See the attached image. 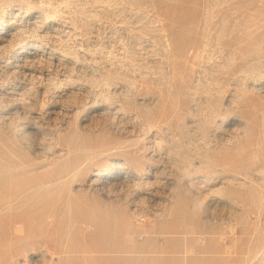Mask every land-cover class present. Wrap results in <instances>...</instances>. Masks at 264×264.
<instances>
[{"label":"rangeland","instance_id":"obj_1","mask_svg":"<svg viewBox=\"0 0 264 264\" xmlns=\"http://www.w3.org/2000/svg\"><path fill=\"white\" fill-rule=\"evenodd\" d=\"M17 11L0 264H264V0H0V28ZM119 163L152 186H109Z\"/></svg>","mask_w":264,"mask_h":264},{"label":"bare ground","instance_id":"obj_2","mask_svg":"<svg viewBox=\"0 0 264 264\" xmlns=\"http://www.w3.org/2000/svg\"><path fill=\"white\" fill-rule=\"evenodd\" d=\"M49 2V1H48ZM42 3V2H41ZM43 5H45L44 3H42ZM50 5L53 4V3H49ZM49 5V7H50ZM48 6V4H47ZM53 6V5H52ZM51 6V7H52ZM39 7V6H37ZM48 7V8H49ZM41 8V6H40ZM15 9V8H14ZM50 10V9H49ZM45 11V10H44ZM55 11V9H54ZM18 12V11H17ZM13 13V12H10V13H7L8 16H11L9 17L10 19L7 21V25H4L3 27L0 28V50H4V48H7V47H12L13 44H15L16 42V39L18 40L19 37L24 33V32H27L26 28L25 29H21L20 27H16V23H17V17L19 16V12L18 13ZM58 12V11H57ZM45 13V12H44ZM55 15V14H54ZM8 16H7V19H8ZM23 16V14H22ZM42 19V18H41ZM44 19V18H43ZM55 19V18H54ZM6 21V20H5ZM19 24V22H18ZM25 25H28V24H25ZM18 26V25H17ZM21 26V24L19 25ZM23 26V25H22ZM39 28V27H38ZM18 30L21 32H18ZM28 33V32H27ZM38 33V32H37ZM30 35V34H29ZM28 35V36H29ZM33 35V33H32ZM27 36V37H28ZM52 36V35H50ZM46 37V36H45ZM23 38V37H21ZM21 40V39H19ZM24 40H26L24 38ZM23 40V41H24ZM15 46V45H14ZM23 46V45H22ZM39 47L36 45V44H33L31 45L30 47H24L21 51H18L19 54H22V55H26L24 56L26 61L28 62H33L34 63V59L33 57H36L35 55L37 54V52H39L40 50L38 49ZM10 50V49H9ZM7 50V51H9ZM14 50V49H13ZM5 51V50H4ZM14 54V53H13ZM40 54V53H39ZM37 54V55H39ZM53 54V53H52ZM5 55V54H4ZM43 55V54H42ZM23 57V59H24ZM38 58V57H37ZM25 61V62H26ZM43 62V61H41ZM28 64V63H27ZM38 64V63H37ZM22 65V64H21ZM20 66V65H18ZM24 66V65H22ZM27 66V65H26ZM32 66V64H31ZM28 67V66H27ZM36 67V65H35ZM29 68V67H28ZM31 68V67H30ZM35 69V68H34ZM33 69V71H34ZM28 70V69H27ZM42 70V69H40ZM18 71V70H17ZM23 71V69H22ZM32 71V70H31ZM15 73V72H14ZM17 73V72H16ZM22 73V72H21ZM33 73V72H32ZM30 73L29 75H34ZM42 73V72H41ZM24 74L25 71H24ZM24 74H21V75H24ZM20 75V76H21ZM39 75V74H38ZM42 75V74H41ZM25 76V75H24ZM14 77V76H13ZM35 77H36V74H35ZM39 77V76H38ZM47 77V76H46ZM1 78V77H0ZM17 78V77H16ZM19 78V77H18ZM31 78V77H30ZM43 78V77H42ZM38 79V78H37ZM46 79V78H45ZM27 80V79H26ZM23 81V80H22ZM42 81V80H41ZM2 88V87H1ZM215 114L212 116V118H210V125H212V127H215V130H202V137L200 138V140L202 141H205L207 144H210L211 142L213 141H216V147L214 148V150L217 152L221 149H230L229 146H231L232 144V140L234 139L232 136H223V135H217V132H218V129H219V126L217 124V119L218 117H220V114H218L217 112H214ZM185 126V125H184ZM183 126V127H184ZM200 126V125H199ZM204 129V128H203ZM185 130H188L187 134H191L194 132V130H191L190 128H188V126L186 127L185 126ZM210 131H213L212 135H209ZM185 133V132H184ZM235 136V135H234ZM199 141V140H198ZM234 141V140H233ZM220 152V151H219ZM207 157L209 156V154H205ZM253 159L255 158V160L257 158L256 155L252 156ZM214 159V157H212ZM256 160V161H257ZM244 161V160H243ZM117 167H120L121 169H124L125 171V175H121L120 172H116L112 175H110L111 177V182L109 183V186H111L112 188H114L115 190H119L121 192L123 191H128L129 193H133V194H138L140 192V190H142L143 187H149V186H152V181H146L145 183H141V182H137L135 180L136 178V175H135V171L132 170L131 167L129 166H126L124 163L123 164H117L116 165ZM254 167H257V163L255 161H253V163L251 164L250 168H254ZM127 169V171L125 170ZM131 169V170H130ZM140 172H143V171H146V168L144 167H141L139 168ZM245 185V184H244ZM243 185V186H244ZM111 188V189H112ZM143 200L147 197H142ZM144 200V201H145Z\"/></svg>","mask_w":264,"mask_h":264}]
</instances>
